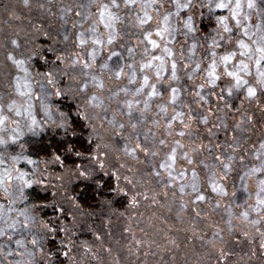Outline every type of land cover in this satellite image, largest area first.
Listing matches in <instances>:
<instances>
[{
  "label": "snow or ice",
  "instance_id": "snow-or-ice-1",
  "mask_svg": "<svg viewBox=\"0 0 264 264\" xmlns=\"http://www.w3.org/2000/svg\"><path fill=\"white\" fill-rule=\"evenodd\" d=\"M20 2L59 25L65 47L55 61L57 67L63 65L61 75L68 83L61 87L54 70L34 69L37 57L50 62L21 39L24 29L5 37L0 61V264H57L58 252L76 264L67 225L59 229L65 233L60 248L48 247L58 229L37 214L49 206L61 214L65 209L38 193L64 187L50 178L52 165L63 170L56 177L61 182L64 173L93 181L97 172L109 174L110 154L115 157L111 174L118 182L116 192L128 198V208L143 200L175 212L180 222L190 217L185 231L192 236L185 239L199 240L205 249L197 253L192 247V264H208L212 256L216 264L226 262L232 253L224 247V233L237 234L238 228L237 238L259 234L264 249V133L255 140L249 135L258 123L264 125V0ZM8 16L9 23L22 19L15 9ZM43 34L50 36L47 30ZM236 98L239 105L233 103ZM64 100L71 106L64 107ZM219 131L225 138L214 142ZM46 134L47 144L37 139ZM120 169L131 174L123 176L125 187L119 186ZM65 199L79 207L75 196ZM152 221L149 217L148 227L155 229ZM125 231L131 232V225ZM140 231L147 239L133 235L128 255H160L162 264H176L182 243L171 227L156 232L159 241L144 228ZM100 248L110 264H123L119 251L113 255L111 246ZM183 251V264H190L188 246ZM84 255L104 264L101 252L87 242Z\"/></svg>",
  "mask_w": 264,
  "mask_h": 264
},
{
  "label": "trees",
  "instance_id": "trees-1",
  "mask_svg": "<svg viewBox=\"0 0 264 264\" xmlns=\"http://www.w3.org/2000/svg\"><path fill=\"white\" fill-rule=\"evenodd\" d=\"M35 1V0H34ZM11 9L17 10L21 16V20H12L11 23L8 22L9 16L8 12ZM49 24L51 27L49 28ZM43 26V28H41ZM19 28L24 29L20 33L21 39L28 41V47L34 48L35 50L42 52L44 56L47 57L50 63H44V61L37 57L34 61V69L40 72L51 70L52 68L58 70L60 73H56L59 80L61 78H66L67 76L61 75V69L63 65L57 67L55 61V55L59 54V50L63 49L65 45L61 43L62 37L58 35L59 25L45 18V16L35 8L32 11L24 9L21 5L20 0H0V61L3 60L5 37L10 35L14 29ZM37 29H40L39 31ZM42 29L50 32V36H45L42 34ZM56 49V52H49V48ZM65 101V100H64ZM63 101H61L62 103ZM260 134L264 133V130L259 131ZM50 138V134L37 139H42L45 144ZM221 140L224 138L221 136ZM220 139L218 141H221ZM207 143V142H206ZM55 145V138H53V146ZM79 147V144L77 145ZM35 147V146H34ZM44 153H39V158H43ZM33 158H38L33 152ZM74 157H70L67 161L69 165L72 164ZM106 169L109 174L105 175V172H97L93 181H83L77 180L74 177L73 181L63 183L62 188H53L49 186L47 192L39 191V196L46 197L49 203H56L58 205H63L65 213L61 214L57 208L54 207H44L41 208L37 214L38 219L43 218L46 221H51L58 229L55 234V239H50L48 247L56 251L60 248V241L65 239V233L59 229L67 225L70 229L68 237L73 241L74 247L70 255L73 256L76 264H98L96 260L91 259L90 256L84 255V245L87 242L88 245L93 247L94 251H100L104 256V264H110V258L106 253H103L100 245L103 244L104 247L111 246L113 248V255L119 251L122 257L123 264H162L160 260V255H149L145 257L144 255H128L127 247L134 243L133 235L136 239L145 238L144 233L140 231L144 228L146 231L147 227L149 229V236L153 239L160 240V236L156 232L161 227H171L173 234H175L178 240L182 243V250L177 254L176 264H183L184 260V246L189 248V262L192 264L194 257L191 255L192 247L197 253H203L205 249L201 247V242L199 240L185 239L186 237H191V231H185L188 228L190 217H184V221L180 222L176 219L175 212L169 213L167 208H160L158 205L151 204L149 201L141 200L140 205L137 208H128V198L117 195V181L115 176L111 174L112 165L115 164V157L110 154L107 158ZM118 167V165H117ZM137 168L143 170L145 166L143 164L136 165ZM59 169V168H58ZM121 180L119 181L120 187H125L126 182L123 180L124 175H131L125 169H120ZM96 181H99V186ZM55 183V182H54ZM58 185L57 183H55ZM127 187H131L128 185ZM148 187H154V185H149ZM143 190V189H138ZM56 191L57 196L53 198L51 192ZM37 193H33V199H35ZM67 196H75L76 201L79 203V207H75L71 201L65 199ZM111 201V204L107 203ZM68 203V208H67ZM70 210V212L68 211ZM121 213H124L121 215ZM155 214V215H153ZM131 217V219H129ZM153 218V223L155 229L148 227V218ZM167 218L168 223L165 225L162 223V219ZM214 221L219 220L218 216L212 218ZM209 221L208 223H211ZM131 225L132 231L127 232L125 229ZM97 234L101 237L97 240ZM208 234H211L209 230ZM199 235V232H197ZM226 244L224 247L226 250L230 251L232 254L229 256L226 262L222 264H242L241 261H237L235 258L244 257V254H249L253 247L259 245H254L251 238L242 236V240L237 237H232L227 232L224 233ZM227 239V240H226ZM118 242V243H117ZM247 242V243H246ZM250 248H252L250 250ZM153 251H156L153 246ZM57 264L60 261H64V264H68L65 258L57 253ZM168 257L165 255V260ZM208 264H216L215 256H212L208 261ZM258 264V262H257ZM259 264H263L259 262Z\"/></svg>",
  "mask_w": 264,
  "mask_h": 264
},
{
  "label": "rangeland",
  "instance_id": "rangeland-1",
  "mask_svg": "<svg viewBox=\"0 0 264 264\" xmlns=\"http://www.w3.org/2000/svg\"><path fill=\"white\" fill-rule=\"evenodd\" d=\"M34 3H35V1H34ZM43 29H42V34H43ZM57 69V68H56ZM56 69H54V68H52L51 70H56ZM50 70V69H49ZM56 73H60V71H56ZM58 79V81H59V84H60V86L61 87H63L65 84H67L68 83V78L66 79V78H61L60 80H59V78H57ZM214 99V98H213ZM71 101L70 100H65V101H63L62 102V105L64 106V107H69V106H71ZM233 103L234 104H236V105H239V103H240V98H236V99H234L233 100ZM244 107L246 108V109H248L249 110V112H252L253 111V109H251V108H249V106L247 105V103H245V105H244ZM255 116H256V119H257V121H260L261 120V113L259 112V110H255ZM236 118L237 119H239V114H236ZM228 123L231 125L232 123H233V120L231 119V116L229 117V120H228ZM264 130V125H262V124H260V123H258L257 124V127L253 130V133H249V135H252V138H253V140H255L257 137H259L261 134H260V130ZM221 136L223 137V138H225L224 137V133H223V131H219L218 132V136L216 137V138H213L214 139V142H218V140L220 139L221 140ZM221 141H223V140H221ZM205 142H207V141H205ZM51 172H52V176L50 177L51 179H52V181H53V183L55 182V183H57L58 185L60 184V183H67V182H69L70 180L71 181H73L74 180V177H71L69 174H67V173H64V179H63V181L61 182V181H59V180H57L56 179V177L57 176H59L62 172H63V170L62 169H58V167L57 166H55V165H52L51 166ZM54 183V184H55ZM68 203H67V208H68ZM68 211L70 212V210L68 209ZM235 223H237V224H239V221H236ZM221 227H224V225L223 224H221L220 225ZM146 228V231L149 233V229L147 228V227H145ZM251 231V230H250ZM239 233V228L237 229V234ZM237 234H233V235H231V238L232 237H237ZM152 237V236H151ZM239 238L242 240V236L241 235H239ZM247 238H250V237H247ZM145 239H147V237H145ZM227 240V239H226ZM251 241H252V243L254 244V245H259V246H257V247H253L254 248V250H252L249 254H244V257H242L241 259H240V257H236L235 259L237 260V261H241V263L242 264H257V262H258V264H259V262H262L263 264H264V249H262L261 247H260V243H261V238H260V236H259V234H255L254 235V237H252L251 238ZM247 243V242H246ZM226 244V243H225ZM252 248H250V250H251ZM253 252L255 253V254H253Z\"/></svg>",
  "mask_w": 264,
  "mask_h": 264
}]
</instances>
